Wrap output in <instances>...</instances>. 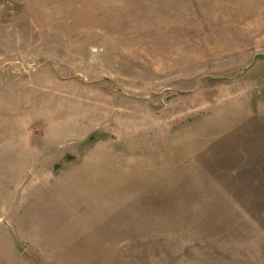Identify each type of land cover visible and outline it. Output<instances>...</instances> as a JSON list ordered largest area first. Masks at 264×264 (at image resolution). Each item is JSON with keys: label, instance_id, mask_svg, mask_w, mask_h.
<instances>
[{"label": "rangeland", "instance_id": "1", "mask_svg": "<svg viewBox=\"0 0 264 264\" xmlns=\"http://www.w3.org/2000/svg\"><path fill=\"white\" fill-rule=\"evenodd\" d=\"M258 54L264 0H0V264H264Z\"/></svg>", "mask_w": 264, "mask_h": 264}, {"label": "water", "instance_id": "2", "mask_svg": "<svg viewBox=\"0 0 264 264\" xmlns=\"http://www.w3.org/2000/svg\"><path fill=\"white\" fill-rule=\"evenodd\" d=\"M260 57L263 58L264 57V54H258V55H256L255 58H254V60H253V62L250 65H253L258 60V58H260ZM249 66H247V68ZM243 72H244V70L241 73H243ZM226 79H233V78H226Z\"/></svg>", "mask_w": 264, "mask_h": 264}]
</instances>
